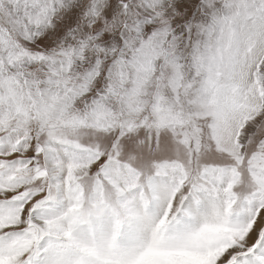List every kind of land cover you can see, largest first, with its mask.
Returning <instances> with one entry per match:
<instances>
[{
  "label": "snow or ice",
  "instance_id": "snow-or-ice-1",
  "mask_svg": "<svg viewBox=\"0 0 264 264\" xmlns=\"http://www.w3.org/2000/svg\"><path fill=\"white\" fill-rule=\"evenodd\" d=\"M0 264H264V0H0Z\"/></svg>",
  "mask_w": 264,
  "mask_h": 264
}]
</instances>
